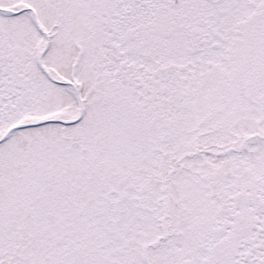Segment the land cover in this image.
Masks as SVG:
<instances>
[{
    "label": "snow or ice",
    "instance_id": "snow-or-ice-1",
    "mask_svg": "<svg viewBox=\"0 0 264 264\" xmlns=\"http://www.w3.org/2000/svg\"><path fill=\"white\" fill-rule=\"evenodd\" d=\"M0 264H264V0H0Z\"/></svg>",
    "mask_w": 264,
    "mask_h": 264
}]
</instances>
